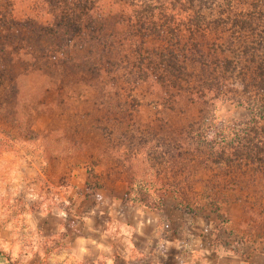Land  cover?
<instances>
[{
  "label": "trees",
  "instance_id": "obj_1",
  "mask_svg": "<svg viewBox=\"0 0 264 264\" xmlns=\"http://www.w3.org/2000/svg\"><path fill=\"white\" fill-rule=\"evenodd\" d=\"M20 31L30 35L22 34L17 54L8 55L4 45ZM17 57L46 70L75 63L68 67L98 88L96 110L116 111L111 126L119 131L100 127L112 144L107 158L136 170L135 163L143 164V177L137 172L124 180L121 170L112 168L106 178L96 176L97 188H106L115 175L110 183L123 187L125 203L156 213L163 211L166 192L174 190L177 208L210 210L222 227L231 223L222 219L221 209L232 197L249 216L255 209L264 216V0H0L1 87L17 80ZM123 82L138 88L147 84L170 102L184 99L210 107L237 102L250 115L225 125L191 121L174 131L162 124L151 140L140 138L149 152L158 149L157 157L142 162L140 151L125 142L131 136L130 111L141 101L134 94L132 105L123 100ZM12 120L13 129L23 127ZM101 164L102 157L86 165L89 178ZM250 238L235 242L245 245ZM219 242L213 243L217 250Z\"/></svg>",
  "mask_w": 264,
  "mask_h": 264
},
{
  "label": "rangeland",
  "instance_id": "obj_2",
  "mask_svg": "<svg viewBox=\"0 0 264 264\" xmlns=\"http://www.w3.org/2000/svg\"><path fill=\"white\" fill-rule=\"evenodd\" d=\"M22 34L29 33L18 32L15 40L8 42L10 45L5 43V53L17 54L16 47L23 42ZM67 51L70 49L66 48V54L75 58V54ZM13 65L12 72L17 80L14 84L0 86V135L3 139L0 143V251L3 256L0 259L2 264H84L82 257L87 252L91 255L92 239H98V234L85 226L84 219L93 213L103 196L125 203L123 187L110 183L115 175L108 178V186L104 189L97 188V177L106 178V171L112 168L121 170L124 180L137 172L143 177V164L135 163L136 170L129 164H115L107 158L106 152L112 144L100 127L119 131L117 126H111L116 125L112 120L116 111L96 110L95 102L101 99L98 88L95 84H86L82 74L68 67L75 63L61 64L60 70H46L17 57ZM120 86L126 92L123 100L129 106L134 101L132 94L141 101V105L130 111L131 120L128 121L132 122L128 130L131 136L125 142L140 151L142 162L143 158L157 157L158 149L156 146L149 148L150 153L140 144V138L144 135L151 140L161 132L162 124L174 131L191 121L225 125L245 120L250 115L245 105L229 100L218 101L214 107L184 99L170 102L147 84L138 88L134 83L123 82ZM12 118L16 122L20 120L23 127L13 129L9 123V119L13 122ZM118 137H114L116 143ZM100 157L102 164L96 175L89 178L86 165ZM152 161L147 160L148 163ZM166 193L163 210L173 207L185 215V226L182 223V228L173 235L185 246L174 251L163 245L155 257L145 260L154 258L162 264H175L177 259L186 263L182 259L187 258L192 241L201 242L200 246L195 245L199 249L206 247L210 238L213 251L217 253L203 259H215L218 253H228L243 256L247 264H264V228L257 229L264 222V216L261 217L258 209L251 210V219L245 212L247 208L235 203L232 197L221 209L222 219L231 223L222 227V220L214 212L180 210L175 206L174 190ZM220 229L225 231L220 233ZM252 229L257 231L254 236L250 235ZM241 236L251 237L250 243L237 244L235 241ZM218 238L222 245L217 250L213 243ZM165 239L163 230V244ZM86 244L89 246L87 252ZM196 260L202 259L197 255Z\"/></svg>",
  "mask_w": 264,
  "mask_h": 264
},
{
  "label": "crops",
  "instance_id": "obj_3",
  "mask_svg": "<svg viewBox=\"0 0 264 264\" xmlns=\"http://www.w3.org/2000/svg\"><path fill=\"white\" fill-rule=\"evenodd\" d=\"M84 221L87 228L90 226L98 234V239L91 241V255L86 250L89 246H84L87 252L82 257L84 264H162L154 258L149 261L145 259L155 257L158 248H163V245L174 251L185 246L173 237L182 223L185 226V215L173 207L156 213L139 204L127 206L117 199L103 196ZM163 230L166 232L164 244L161 240ZM200 243L192 241L187 258L182 259L186 263L175 259V264H247L239 254L218 253L215 259H203L217 252L213 251L210 238L206 247L196 249L195 245L200 246ZM197 255L201 261L196 260Z\"/></svg>",
  "mask_w": 264,
  "mask_h": 264
}]
</instances>
